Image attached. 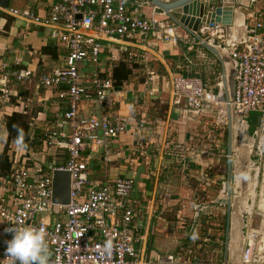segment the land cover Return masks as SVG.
<instances>
[{"label": "built area", "instance_id": "2783aa9c", "mask_svg": "<svg viewBox=\"0 0 264 264\" xmlns=\"http://www.w3.org/2000/svg\"><path fill=\"white\" fill-rule=\"evenodd\" d=\"M143 1L25 0L23 8L8 7L3 11L18 21L48 28V37L64 52L62 65L40 74L37 83L43 90L55 91V97L65 104L66 109L54 114V123L45 129V139L38 151L33 147L24 150L19 143L6 146L4 154L10 168L0 177L1 239L10 238L4 232L9 226L19 224L44 228L48 264H152L140 259V251L135 246L141 237L133 225L136 217V208L130 198L133 177L102 181L89 177L91 154L101 153L108 160L114 139L127 132L128 121L120 116H85L79 108L83 100L92 99L98 110H103L114 93L110 75L105 77L95 70L82 68V65L96 68L100 65L103 42L146 37L155 29V21L140 14ZM256 3L257 0L250 1L245 16L249 30L240 45L225 41L220 24L203 27L198 40L165 16L166 20L158 23L157 38L162 43L183 45L192 50L201 42L214 44L216 41L220 48L225 47L235 63L234 89L229 105L242 119L252 112L264 117V38L260 32L263 15L256 8ZM118 51L123 56L121 62L128 67L136 62L143 65L152 85L155 75L146 66L144 53L125 48ZM10 53L5 60H0V123L10 98L16 96L13 83L24 84L34 76L23 66L18 52ZM170 95L174 109L183 106L190 113L198 114L209 106L217 110L215 125H226L223 97L208 91L199 79L174 76ZM17 103L23 104L21 101ZM30 127L33 128L31 123ZM134 132L136 142L130 154L135 155L137 151L145 154L143 148L146 143H142V136L146 127L143 120L136 125ZM30 138H33V133ZM163 150L178 160L182 159L186 149L182 142H174L171 138L165 142ZM55 171L67 172L70 176L67 205L52 203V176ZM187 238L192 243V248L186 249V255L190 257L193 247H200L195 227ZM4 247H0V264H12L4 255ZM251 255L250 245H246L240 263L249 264ZM177 257L166 255L158 264H177ZM182 262L186 264L187 261Z\"/></svg>", "mask_w": 264, "mask_h": 264}, {"label": "crops", "instance_id": "0c3cea01", "mask_svg": "<svg viewBox=\"0 0 264 264\" xmlns=\"http://www.w3.org/2000/svg\"><path fill=\"white\" fill-rule=\"evenodd\" d=\"M24 6L25 0L9 1V8L19 9ZM140 14L155 21V29L151 35L135 36L124 41H105L100 65L97 68L82 65L83 69L95 70L112 78L114 65L120 63L123 57L118 50L125 48L128 51H142L146 57V66L155 75L151 85L144 67L142 70L134 67L128 81L121 87H115L121 90H114L103 110H98V105L92 99L80 103V111L85 116H120L128 121L127 132L114 139L108 160L101 153L91 154L89 177L98 181L133 177L134 186L130 198L136 208L133 225L141 239L135 246L140 251L141 260L158 264L164 256L174 254L179 259L177 264H183L182 261L194 264L195 256L186 255V249L192 248V243L187 238L192 227L196 228L197 238L202 239L205 248L215 246L217 249L221 245L219 221L221 223L226 218V212L218 199L223 196L226 180V165L222 164L226 154L221 155L218 150L216 153L210 151V142L215 137L222 139L223 135L226 140L227 133L226 125L224 131L215 133L217 110L212 107L205 106L198 114L190 113L183 106L174 109L170 95L171 80L176 75L194 77L208 91L223 97L225 93H233L235 63L225 47L220 48L216 41L214 44L207 42L213 47L214 54L201 45L187 50L183 45L162 43L157 35L158 23L166 20L163 14L146 0L143 1ZM6 17L12 19L10 24L6 22ZM262 17L263 29L260 32L264 38V15ZM237 18L236 15L232 19L233 26L224 32V39L226 41L227 38L228 44L236 41L235 33L242 24V19ZM246 28L248 29L247 25ZM48 33V28L18 21L3 12L1 14L0 60L9 57L10 52H18L23 66L34 73L27 83L13 84L16 88V104L23 102L22 105L19 104V110L32 114L29 119L33 128L30 127L28 132L29 135L33 133L32 140L37 143L33 148L37 151L41 149L45 139V129L54 123V114L66 109L65 104L55 97V91L43 90L37 83L40 74L63 63L64 52L48 37ZM151 89L154 91L148 95ZM7 112L8 109L5 113L3 111L0 123V154L6 150L8 139L5 118ZM24 120H27L26 116ZM142 120L146 127L142 136V143H146L143 148L145 154L137 151L135 155H131L130 151L136 142L134 128ZM263 120L264 117L260 115L259 123ZM237 121L240 125L245 122L249 129L252 124L250 115ZM232 130L235 144V132H240L237 128ZM205 137L208 140L212 138L208 145L204 143ZM171 138L174 142L184 144L186 150L182 159L175 160L165 154L164 144ZM233 153L234 151L232 155ZM130 159L133 161L130 162ZM233 163L234 160L232 173ZM231 200L232 209L234 197ZM234 216L231 210V228ZM1 230L0 223V232ZM5 241L0 237V247H4Z\"/></svg>", "mask_w": 264, "mask_h": 264}, {"label": "rangeland", "instance_id": "374dc122", "mask_svg": "<svg viewBox=\"0 0 264 264\" xmlns=\"http://www.w3.org/2000/svg\"><path fill=\"white\" fill-rule=\"evenodd\" d=\"M256 6L264 15V0H257ZM247 9H240L237 14V20L242 19L245 25L248 24L245 21ZM31 115L30 113L25 115L27 120L24 121L29 122ZM237 123L236 120L234 128H237L240 133L235 132V144H233V155L235 154V156L232 155L231 158V161L234 160L232 173V189L234 191L232 197L234 200L231 210L235 216L233 228L230 230L227 245L229 247L228 250L226 249L225 261L226 218L221 223L219 221L221 245L217 249L215 246L205 248L201 239L198 240L200 247H193V255L195 256L193 261L196 264H214L217 262L219 264H241L240 256L246 245H250L252 253L249 264H264V120L261 124L258 123L252 132H250L248 125ZM215 128V133L225 130V127ZM211 139L209 138V140ZM209 140L205 137L204 143L208 145ZM210 145V151L213 153L218 150L221 155L222 153L226 154L224 135L222 139L213 138ZM222 164L226 165V157H224ZM224 212H226L225 206Z\"/></svg>", "mask_w": 264, "mask_h": 264}, {"label": "water", "instance_id": "95a60500", "mask_svg": "<svg viewBox=\"0 0 264 264\" xmlns=\"http://www.w3.org/2000/svg\"><path fill=\"white\" fill-rule=\"evenodd\" d=\"M151 6L159 10L171 23L182 31L190 33L200 40L199 34L203 27L212 24H220L224 32L233 26L232 19L239 13L240 9H247L251 0H146ZM9 7V0H0V17L3 11ZM248 31L244 22L237 28L235 33L236 41L233 44L240 45L244 34ZM226 41L228 42L227 38ZM230 43V42H229ZM201 46L206 50L215 53L213 47L207 42H201ZM234 89V81L232 92ZM120 91L121 88H115ZM232 95L225 93L223 100L226 103V180L223 189V196L218 199L219 203L226 208V227L224 237V261L226 257V247L230 236V215L232 205V161L233 151V124L240 116L235 113L229 103ZM245 125H247L244 122ZM70 176L67 172L55 171L52 176V203L54 205H67L69 203ZM228 249V248H227Z\"/></svg>", "mask_w": 264, "mask_h": 264}, {"label": "trees", "instance_id": "16d2710c", "mask_svg": "<svg viewBox=\"0 0 264 264\" xmlns=\"http://www.w3.org/2000/svg\"><path fill=\"white\" fill-rule=\"evenodd\" d=\"M263 18V17H262ZM6 22L10 24L12 22L11 18L6 17ZM137 66V67H136ZM143 69V65L136 63H132L131 67H128L126 64L122 62H117L114 65L112 70V80L114 83V87H121L122 84L128 81L129 77L132 74L133 68ZM15 96H12L9 101L8 112L5 116L6 118V130L8 132V139L6 142V146L10 143H19L23 147L24 150H28L30 147H34V141H31L29 135L30 123L24 121L25 115L27 114L25 111L19 110V104H16L14 100ZM10 109V110H9ZM252 119V124L250 126V132L255 129V126L259 123L260 114L252 113L250 115V120ZM32 124V123H31ZM28 125V126H27ZM50 160V159H48ZM10 165L7 161V158L4 153L0 154V177L5 175L9 171Z\"/></svg>", "mask_w": 264, "mask_h": 264}, {"label": "clouds", "instance_id": "9594fccd", "mask_svg": "<svg viewBox=\"0 0 264 264\" xmlns=\"http://www.w3.org/2000/svg\"><path fill=\"white\" fill-rule=\"evenodd\" d=\"M4 232L10 236L5 241L4 255L12 264H48L44 228L17 224Z\"/></svg>", "mask_w": 264, "mask_h": 264}, {"label": "bare ground", "instance_id": "6f19581e", "mask_svg": "<svg viewBox=\"0 0 264 264\" xmlns=\"http://www.w3.org/2000/svg\"><path fill=\"white\" fill-rule=\"evenodd\" d=\"M238 124V123H237ZM233 128H234V124H233Z\"/></svg>", "mask_w": 264, "mask_h": 264}]
</instances>
